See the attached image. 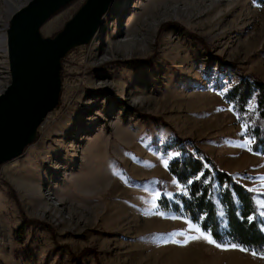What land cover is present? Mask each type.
Returning a JSON list of instances; mask_svg holds the SVG:
<instances>
[{
	"label": "rangeland",
	"instance_id": "1",
	"mask_svg": "<svg viewBox=\"0 0 264 264\" xmlns=\"http://www.w3.org/2000/svg\"><path fill=\"white\" fill-rule=\"evenodd\" d=\"M29 1L0 0V40L9 3L20 10ZM85 2L53 15L42 37ZM240 75L264 82V5L112 0L92 40L61 59L59 101L38 139L0 166V264H264L202 238L164 242L198 233L158 208L162 195L182 192L165 165L177 153L164 147L178 137L254 192L264 215V157L249 151L222 98ZM10 81L0 48V95Z\"/></svg>",
	"mask_w": 264,
	"mask_h": 264
},
{
	"label": "trees",
	"instance_id": "2",
	"mask_svg": "<svg viewBox=\"0 0 264 264\" xmlns=\"http://www.w3.org/2000/svg\"><path fill=\"white\" fill-rule=\"evenodd\" d=\"M252 1L264 5V0ZM178 28L181 34L190 35L183 27ZM222 98L245 126L251 142L249 151L264 157V82L240 75L237 82L229 84ZM164 151L177 153L166 168L182 192L171 199L162 195L159 210L209 230L213 240L221 245L236 244L239 249L264 257V215L258 209L255 193L220 169L191 140L176 137L165 145Z\"/></svg>",
	"mask_w": 264,
	"mask_h": 264
},
{
	"label": "water",
	"instance_id": "3",
	"mask_svg": "<svg viewBox=\"0 0 264 264\" xmlns=\"http://www.w3.org/2000/svg\"><path fill=\"white\" fill-rule=\"evenodd\" d=\"M75 0H31L10 18L7 58L10 85L0 95V166L20 157L58 104L61 59L88 44L112 0H86L53 38L41 27Z\"/></svg>",
	"mask_w": 264,
	"mask_h": 264
},
{
	"label": "snow or ice",
	"instance_id": "4",
	"mask_svg": "<svg viewBox=\"0 0 264 264\" xmlns=\"http://www.w3.org/2000/svg\"><path fill=\"white\" fill-rule=\"evenodd\" d=\"M165 165H167V161H165ZM153 207H155V204H153ZM189 231H194L195 233H198V235H189L187 232L185 231H180L178 233H170L169 237L170 240L164 241V242H171V243H179V241H177L175 239L176 235H180V236H184L185 240L183 241V243H187L189 240H194V239H204L206 240L208 243L211 244H215L216 247L218 248H226V247H231V248H237L238 246L236 244H230V245H221L220 243L216 242L213 240L212 235L210 233L209 230L207 229H201V227L199 226H194V225H189ZM240 251H247V249L244 248H240ZM253 255H256V252H252Z\"/></svg>",
	"mask_w": 264,
	"mask_h": 264
},
{
	"label": "bare ground",
	"instance_id": "5",
	"mask_svg": "<svg viewBox=\"0 0 264 264\" xmlns=\"http://www.w3.org/2000/svg\"><path fill=\"white\" fill-rule=\"evenodd\" d=\"M10 9H11V13L14 14L16 11L18 10H14L13 5L11 3H9ZM0 48L3 49V52L6 54L7 53V44H6V35L2 36L1 40H0Z\"/></svg>",
	"mask_w": 264,
	"mask_h": 264
}]
</instances>
